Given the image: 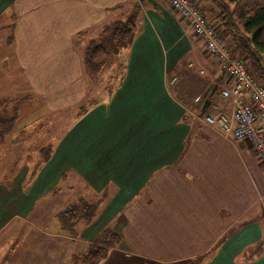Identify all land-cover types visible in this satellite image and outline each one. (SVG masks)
Masks as SVG:
<instances>
[{"label": "crops", "instance_id": "obj_1", "mask_svg": "<svg viewBox=\"0 0 264 264\" xmlns=\"http://www.w3.org/2000/svg\"><path fill=\"white\" fill-rule=\"evenodd\" d=\"M131 1L0 0L14 71L47 114H61L43 136H20L24 157L0 139V264H84L104 229L118 243L92 264H264V250L245 254L264 241V166L247 142L203 122L231 79L165 0H144L118 82L84 103V49L101 43ZM192 1L220 29L210 3ZM231 108L217 100L213 111L229 117ZM96 201L90 222L62 225L61 212Z\"/></svg>", "mask_w": 264, "mask_h": 264}, {"label": "trees", "instance_id": "obj_2", "mask_svg": "<svg viewBox=\"0 0 264 264\" xmlns=\"http://www.w3.org/2000/svg\"><path fill=\"white\" fill-rule=\"evenodd\" d=\"M211 5L213 19L220 25V32L224 40L230 44L232 55L242 53L246 62L264 77V0H206ZM143 0H133L125 9L124 16L113 19L106 43H90L84 49L82 65L85 73L92 75L107 61L111 53H117L121 47L128 46L134 37L137 22L141 12ZM254 69V70H255ZM86 75V76H87ZM88 75V76H89ZM16 109V103L9 98L0 99V139L3 132L10 131L15 116H9L7 108ZM86 110L85 104L79 106L78 114ZM44 158L48 157V149L44 150ZM33 173L30 174V177ZM98 206V201L85 203L80 206H70L60 213L62 225L72 226L83 219L90 222ZM100 244L91 246L83 259L84 264H92L106 255L107 245H116L119 235L111 230L104 229L98 238ZM200 260V259H198ZM187 264H197L189 262Z\"/></svg>", "mask_w": 264, "mask_h": 264}, {"label": "built area", "instance_id": "obj_3", "mask_svg": "<svg viewBox=\"0 0 264 264\" xmlns=\"http://www.w3.org/2000/svg\"><path fill=\"white\" fill-rule=\"evenodd\" d=\"M165 2L182 16L188 29L203 41L206 52L217 59L221 70L231 79L230 85L222 87L209 99V112L203 116V122L219 126L223 135L232 142H247L264 166V86L248 73L244 59L230 53L221 32L207 19L197 2ZM178 81L176 76L169 79L174 91H177ZM200 98V95H195L192 101L198 102ZM225 99L231 100L232 104L229 117L213 111L217 100Z\"/></svg>", "mask_w": 264, "mask_h": 264}, {"label": "rangeland", "instance_id": "obj_4", "mask_svg": "<svg viewBox=\"0 0 264 264\" xmlns=\"http://www.w3.org/2000/svg\"><path fill=\"white\" fill-rule=\"evenodd\" d=\"M201 9L206 17L208 16L211 18L210 11L206 6L201 4ZM210 22L213 24V21ZM10 35V30H0V91L3 92V94L0 95H7L9 100L11 99L12 102L16 103V109L11 108L12 104H10V107L7 108L8 115L15 116V121L13 123V128L10 131H7L5 133L2 130L1 134L4 142L3 151L5 150V148L11 150L12 147L13 150H11L10 153L24 157V150L22 152L20 151V146L22 144L18 141V139H20V136L30 135V133L37 134V136L40 137L41 135L43 136L45 134V128L51 127L54 120L60 118L61 114H47L45 108L43 107L44 105L41 101V98L34 95L32 92H30V90H27V85L24 83L20 71H14V69L17 68L14 67L15 63L13 59L12 45L6 42ZM103 36L105 37H103L100 42L106 43V39L109 36V31H106ZM226 44L230 49V44H228L227 42ZM5 49L7 50L6 53ZM126 50L127 45L121 47L117 53H111L108 56L106 63L98 71L94 72L92 75L88 74V100H85V104L92 103L100 98H105L113 90V88L115 87L114 85L119 80V74L123 69V56L125 55ZM122 52H124V55H122ZM3 53L7 55V58H4L5 60L2 59V57L4 56ZM13 96L16 97L11 98ZM72 113L73 112L68 114L69 119L72 117ZM52 117H54L55 119L53 120ZM62 127L63 124H56L54 128L55 133L58 134ZM18 128H20L21 130H18ZM48 131V133H51L50 130ZM261 219L262 223H264V217H261ZM263 250L264 241L260 245H258L257 248L248 250L245 254L246 256L255 255L261 253V251Z\"/></svg>", "mask_w": 264, "mask_h": 264}, {"label": "water", "instance_id": "obj_5", "mask_svg": "<svg viewBox=\"0 0 264 264\" xmlns=\"http://www.w3.org/2000/svg\"><path fill=\"white\" fill-rule=\"evenodd\" d=\"M207 102H208V101L206 100V101H205V104H206Z\"/></svg>", "mask_w": 264, "mask_h": 264}]
</instances>
